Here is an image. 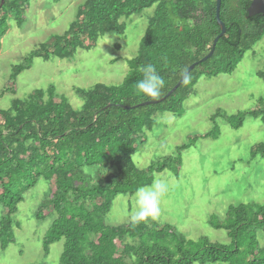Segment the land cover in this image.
I'll use <instances>...</instances> for the list:
<instances>
[{
    "label": "trees",
    "instance_id": "16d2710c",
    "mask_svg": "<svg viewBox=\"0 0 264 264\" xmlns=\"http://www.w3.org/2000/svg\"><path fill=\"white\" fill-rule=\"evenodd\" d=\"M29 1L3 0L0 40L10 22L22 27ZM250 2L221 0L219 18L225 32L205 61L199 60L220 32L215 0H85L63 35L39 44L14 65L11 88L5 87L0 96L5 92L14 95L16 77L30 68L32 59H69L77 50H91L106 33L123 35L121 17L155 7L136 55L126 61L128 71L119 85L97 83L89 90L74 89L83 102L79 110L52 87L36 89L24 100L14 98L9 108L0 109V248L13 242L14 215L25 192L43 179L52 188L34 218L43 221L45 211L54 214L41 249L46 257L50 245L62 241L58 264H264V246L257 241V232H264V204L229 205L222 219L209 220L213 229L226 232L227 245L206 237L186 239L173 226L152 219L117 226L105 223L117 196L132 197L138 187L150 185L163 170L177 175L181 152L200 136L176 147L173 157L146 168H137L131 155L143 141L144 131L153 127L156 113L181 116L183 102L200 77L231 74L244 53L261 40L264 13L247 16ZM194 62L198 63L162 102L134 107L153 101L135 89L142 78V65L156 66L165 79V95ZM258 76L264 82V72ZM258 101L261 107L229 117L217 110L212 118L222 117L233 129L246 117L264 123V100ZM252 152L264 156V144Z\"/></svg>",
    "mask_w": 264,
    "mask_h": 264
},
{
    "label": "rangeland",
    "instance_id": "374dc122",
    "mask_svg": "<svg viewBox=\"0 0 264 264\" xmlns=\"http://www.w3.org/2000/svg\"><path fill=\"white\" fill-rule=\"evenodd\" d=\"M84 1L30 0L22 27L10 22L0 40V93L5 87L11 88V68L39 44L63 35ZM154 9L153 5L137 15L121 17L123 35L106 33L91 50H77L72 58L32 59L30 68L16 77L14 95L5 92L0 96V109L9 108L14 98L24 100L36 89L52 87L79 110L83 102L74 89L89 90L97 83L119 85L128 71L126 61L136 55ZM259 72H264V36L244 53L231 74L200 77L183 102L181 116L155 114L153 127L144 131L143 141L131 155L137 168L173 157L176 147L200 137L181 152L177 175L169 170L154 175L153 181L165 180L169 191L162 198L160 215L152 220L173 226L186 239L206 237L210 242L227 245L230 240L226 232L213 229L209 220L222 219L229 205L264 204V156L252 152L255 146L264 144V123L260 118L246 117L239 128L233 129L222 117L212 118L217 110L229 117L261 107L258 100H264V82ZM209 132L214 136L201 137ZM51 188L40 179L25 192L14 215L17 225L12 230L13 242L4 250L0 248V264H58L62 241L50 245L46 257L41 249L42 237L54 214L47 215L45 211L43 221L34 218L36 208ZM135 208V194L119 195L113 200L105 223H130ZM257 241L260 247L264 246V232H257Z\"/></svg>",
    "mask_w": 264,
    "mask_h": 264
},
{
    "label": "clouds",
    "instance_id": "9594fccd",
    "mask_svg": "<svg viewBox=\"0 0 264 264\" xmlns=\"http://www.w3.org/2000/svg\"><path fill=\"white\" fill-rule=\"evenodd\" d=\"M142 78L135 83L136 91L142 96L152 100H158L164 95L165 79L157 71L153 63H147L140 67ZM169 191V184L162 179H154L152 184L140 186L135 192L136 208L132 213L134 222H144L155 219L161 213L162 198Z\"/></svg>",
    "mask_w": 264,
    "mask_h": 264
},
{
    "label": "water",
    "instance_id": "95a60500",
    "mask_svg": "<svg viewBox=\"0 0 264 264\" xmlns=\"http://www.w3.org/2000/svg\"><path fill=\"white\" fill-rule=\"evenodd\" d=\"M220 2H221V0H215V19H216V22H217L218 26L220 27V32L214 38L210 51L205 56H203L199 61H205L206 59H208L211 56V54L213 52V49H214V46H215L218 38L221 37L224 34V32H225V26H224L223 22L219 18ZM2 3H3V0H1V2H0V7H1ZM260 13H264V0H251V2L249 4V7L247 8V16L251 17V16H254V15H257V14H260ZM197 63L198 62L192 63L185 70V72L182 74V76L177 81V83L163 97L159 98L158 100L141 102V103L135 105L134 107L142 106V105H149V104H158V103L162 102L165 98H167L171 93H173L175 91V89L183 82V80L186 78L188 73L194 68V66ZM122 108L123 109H128L129 107L122 106Z\"/></svg>",
    "mask_w": 264,
    "mask_h": 264
},
{
    "label": "crops",
    "instance_id": "0c3cea01",
    "mask_svg": "<svg viewBox=\"0 0 264 264\" xmlns=\"http://www.w3.org/2000/svg\"><path fill=\"white\" fill-rule=\"evenodd\" d=\"M30 2V1H29ZM28 6H29V4H28ZM28 6H27V8H28ZM26 8V9H27ZM26 11V10H25ZM36 58H38V59H40V57H36ZM54 59H58V58H54ZM41 60H42V58H41ZM44 60V59H43ZM49 60V59H48ZM59 60H65V59H59ZM32 64V63H31ZM75 93V92H74Z\"/></svg>",
    "mask_w": 264,
    "mask_h": 264
}]
</instances>
